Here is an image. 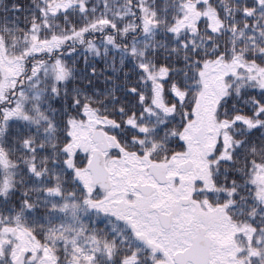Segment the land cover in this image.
Wrapping results in <instances>:
<instances>
[{
    "label": "snow or ice",
    "instance_id": "6c2138e0",
    "mask_svg": "<svg viewBox=\"0 0 264 264\" xmlns=\"http://www.w3.org/2000/svg\"><path fill=\"white\" fill-rule=\"evenodd\" d=\"M0 264H264V0H0Z\"/></svg>",
    "mask_w": 264,
    "mask_h": 264
}]
</instances>
